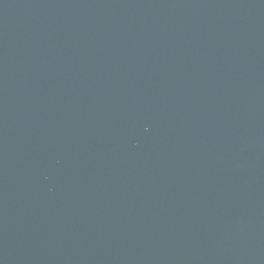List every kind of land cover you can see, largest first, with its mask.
I'll use <instances>...</instances> for the list:
<instances>
[{
	"label": "water",
	"instance_id": "water-1",
	"mask_svg": "<svg viewBox=\"0 0 264 264\" xmlns=\"http://www.w3.org/2000/svg\"><path fill=\"white\" fill-rule=\"evenodd\" d=\"M0 264H264V0H0Z\"/></svg>",
	"mask_w": 264,
	"mask_h": 264
}]
</instances>
